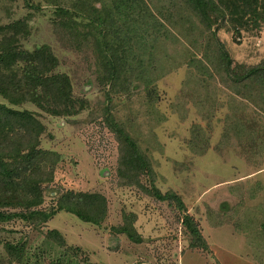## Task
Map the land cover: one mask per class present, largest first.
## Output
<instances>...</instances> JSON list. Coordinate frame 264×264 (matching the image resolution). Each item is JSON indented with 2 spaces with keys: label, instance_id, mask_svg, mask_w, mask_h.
I'll return each instance as SVG.
<instances>
[{
  "label": "rangeland",
  "instance_id": "374dc122",
  "mask_svg": "<svg viewBox=\"0 0 264 264\" xmlns=\"http://www.w3.org/2000/svg\"><path fill=\"white\" fill-rule=\"evenodd\" d=\"M146 2L166 25L168 38L161 28L154 48L143 49L141 55L135 52L127 89L112 92L109 101L97 82L90 52L74 51L58 41L51 5L34 10L21 0L0 2L1 23L29 14L30 33L22 46L49 44L59 60L57 70L70 77L73 94L89 102L86 109L65 118L30 103L22 105L36 111L46 126L40 146L59 155L44 205L65 189L96 191L107 199V216L98 226L59 211L43 229H57L67 245L78 246L98 264H264V111L238 94L241 83L205 62L204 52L214 61L217 44L207 42L210 30L182 0ZM216 37L234 63L264 60V27L238 35L221 27ZM142 67L151 78L149 85L139 71ZM0 103H6L1 96ZM105 108L149 156L156 187L180 195L207 249L188 247L174 204L119 184L118 143L100 117L95 119L96 109ZM235 113L253 125L254 143L242 146L232 134ZM141 179L148 183L146 176ZM123 214L135 216L133 225L143 241H131L116 231Z\"/></svg>",
  "mask_w": 264,
  "mask_h": 264
},
{
  "label": "trees",
  "instance_id": "16d2710c",
  "mask_svg": "<svg viewBox=\"0 0 264 264\" xmlns=\"http://www.w3.org/2000/svg\"><path fill=\"white\" fill-rule=\"evenodd\" d=\"M21 1L34 10L43 4L51 5L52 30L58 41L74 51L90 52L97 68V82L104 88L108 101L112 92L127 89L125 83L135 52L141 55L143 49L154 48L161 28L162 36L168 38L166 25L146 0ZM182 2L198 17L200 25L210 30L207 42L217 44L216 60L204 52L205 62L212 63L215 69L220 67L227 78L241 83L238 94L264 111V60L246 65L234 63L216 37V30L221 27L233 35L259 31L264 27V0ZM28 15L0 22V96L6 101L0 103V264H98L82 255L78 246L67 245L57 229H43L59 211L98 226L106 218L108 206L100 192L73 189H57V195L44 205L59 155L40 146L46 126L36 111L22 105L30 103L46 114L65 118L80 113L89 102L73 94L70 77L57 70L59 60L49 44L41 43L30 49L22 46L21 40L30 33ZM139 71L149 85L147 68ZM105 111L106 108L96 109L95 119L100 117L118 143L115 173L119 184L135 186L159 201L174 204L181 213L188 247L207 249V242L180 195L170 189L161 192L156 187L151 161L138 139ZM241 119L233 120L232 134L242 146L243 142L254 143L253 125ZM141 176L147 177V184ZM134 221L133 214L124 215L123 224L115 229L139 243L143 237L135 229ZM33 235L39 240L32 239Z\"/></svg>",
  "mask_w": 264,
  "mask_h": 264
}]
</instances>
